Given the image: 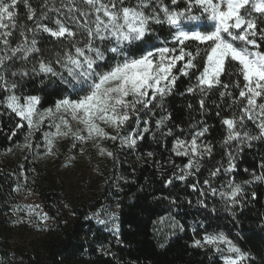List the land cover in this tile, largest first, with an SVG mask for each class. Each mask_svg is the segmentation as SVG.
Here are the masks:
<instances>
[{"label":"trees","instance_id":"1","mask_svg":"<svg viewBox=\"0 0 264 264\" xmlns=\"http://www.w3.org/2000/svg\"><path fill=\"white\" fill-rule=\"evenodd\" d=\"M137 3L138 0H125L124 6ZM163 6L185 7L183 0H178L177 5H172L171 0H151L144 11L155 9L163 20ZM29 8L34 10L32 19H28ZM53 8H59L60 12L52 11ZM13 11L16 27L7 29L11 32L7 37L10 46L16 47L23 41L20 33L24 31L28 45L35 38V47L40 51L28 54L26 59L22 53L17 54L6 62L0 74L9 85H17L13 90L16 95L40 97V110L54 107L57 100L72 94V88L59 77L39 72V61L51 62L66 77L65 70L55 61L58 52L62 55L72 45L67 37L57 40L36 31L37 22L55 29V21L59 19L72 31L77 28L69 24L68 9L62 7L61 0H17ZM255 17L257 30L264 29V16L256 13ZM151 28L158 39L143 45L125 43L124 53L138 57L152 44L172 45L169 33L173 29L166 23H152ZM75 39L82 41L85 37L78 34ZM257 41L264 51V41L259 36ZM97 45L104 47L100 42ZM121 59L122 55L105 52V59L97 61V71H105ZM199 70L198 64L189 75L175 71L177 80L169 95L138 115L133 114L119 131L114 128L109 135L131 136L136 139L135 145L129 146L119 138L103 140L107 155L109 152L112 155L101 162L98 180L86 196L71 195L50 178L41 163L46 151L44 133L51 132L54 126L45 121L29 137L27 124L0 104V264H223V256L228 253L203 244L205 235L219 233L247 254L243 264H264V180H253V175L264 174V137H260L257 122L245 118L242 126L238 121L236 128L240 138L226 142L227 127L222 120L240 115L239 107L229 105L239 95L231 84L237 79L242 81V77L223 75L221 80L230 85L232 97L221 98L219 92L224 89L216 87L204 94L202 109L199 103L202 94L198 90L187 92L188 87L196 84ZM9 94L0 89V101ZM257 103H264V98H258ZM164 117L167 119L157 127L156 122ZM17 124L24 126L17 128ZM204 127L208 131L197 143L210 145L211 154H204L199 159L200 167H193L191 174L180 180L178 177L186 171L184 166L192 157L177 155L174 144L177 139L190 142ZM244 132L259 138L247 140ZM29 143L31 147L27 146ZM72 143L74 152L80 149L79 143ZM22 145L25 149H21ZM230 158L234 167L226 171ZM217 169L220 171L212 175ZM169 180L172 182L168 183ZM236 185H240L241 191L233 203L221 193H230ZM20 188L39 198L49 219L47 225L19 204L16 190ZM106 203L117 206V234L104 230L88 217ZM197 240L202 246L195 244Z\"/></svg>","mask_w":264,"mask_h":264},{"label":"snow or ice","instance_id":"2","mask_svg":"<svg viewBox=\"0 0 264 264\" xmlns=\"http://www.w3.org/2000/svg\"><path fill=\"white\" fill-rule=\"evenodd\" d=\"M183 2L185 5L183 9L163 6L162 20L155 9L149 13L144 11L151 4V0H138L135 6H124L125 0H67V3L61 0L62 7L68 9L69 24L75 25L77 31H72L59 19L55 21V29L37 22L36 31L48 33L57 40L67 37L72 48L65 50L62 55L58 52L55 61L65 70L67 76L65 77L64 72L57 71L51 62L46 63L43 60L39 61L38 71L59 77L72 88V94L57 100L54 107L40 110L38 108L40 97L28 95L23 97L21 102L22 98L13 91L17 85L15 83L9 85L4 75L0 74V89L10 93L0 101V104H4L22 121L27 122L29 137L32 130L39 129L45 120L50 127L54 126L55 133H44L49 151L56 136H67L69 133L81 141L96 137L112 140L119 138L132 146L136 144L135 138L109 136L101 124L119 131L133 114L138 115L140 111L155 105L157 100L162 101L171 93L177 80L175 71L189 75V71L197 69L199 64L197 82L188 87L187 92L193 93L198 90L202 94L199 101L202 109L205 106L204 94L216 87L224 89L219 92L221 98L232 97V92L228 91L230 85L221 80L223 75L242 77V81L237 79L231 84V87L238 90L239 95L232 98L229 105L239 107L240 115L238 118L233 116L222 120V124L227 127L226 142L240 138L241 133L236 128L238 121L242 126L245 118L256 121L260 137H264V103H257L258 98H264V51L257 41V36L264 41V29L257 30L256 17L253 16V13L264 16V0H183ZM171 4L177 5L178 0H171ZM16 5L17 0H0V30H3L0 31V44L4 46L0 48V73L6 67V62L17 54L22 53V58L26 59L28 54L40 51L35 47L37 44L35 38L31 40V46L28 45L24 31L20 33L24 37L23 41L16 47L10 46L7 37L11 36V32L7 29L10 26L16 27L14 22L16 13L13 11ZM51 10L60 12L59 8ZM33 16L34 10L29 8L28 19H32ZM5 21L12 23L9 25ZM202 21L203 24L198 23ZM152 23H166L173 29L169 33L172 45L152 44L151 48H145L138 57H129L123 51L125 43L140 42L143 45L151 43L154 38H159L151 28ZM78 34L84 35L85 39L76 40ZM97 42L104 47L98 46ZM189 45L195 47L190 48ZM105 52L122 55L123 59L105 71H97L99 67L97 61L105 59ZM178 64L181 66L178 67ZM33 71L37 69L33 68ZM12 75L15 76L16 73L13 72ZM23 75L27 73L24 72ZM65 115H71L72 119L82 124L87 136L81 135L79 129L72 132ZM165 119L167 117L158 120L157 127H160ZM62 125L68 130L62 132ZM23 126L17 124V128ZM144 131L148 129L145 128ZM207 131V127H204L196 132L190 142L176 140L173 151L177 155L192 157L184 166L186 171L178 179L184 180L191 174L190 169L200 167L199 159H202L204 154H211L210 145L197 143L198 138ZM243 136L247 140L259 138L247 132H244ZM27 146L31 147V144ZM103 151L105 150L101 149V152ZM108 155L112 153L109 152ZM148 155L151 156L152 153ZM233 167L230 158L226 171H231ZM219 171L220 169H217L212 175ZM253 180H264V174L253 175ZM240 191V185H236L230 193L221 195L230 197L232 202L236 203ZM42 218L46 219V216ZM99 223L103 224L104 221L100 220ZM195 244L202 246L200 240L195 241ZM203 244L213 245L221 253L226 251L228 254L223 256V264H243L247 259V254L223 233L205 235ZM221 244L226 245V249L221 248Z\"/></svg>","mask_w":264,"mask_h":264},{"label":"rangeland","instance_id":"3","mask_svg":"<svg viewBox=\"0 0 264 264\" xmlns=\"http://www.w3.org/2000/svg\"><path fill=\"white\" fill-rule=\"evenodd\" d=\"M255 14L256 13H253V16H255ZM198 23L203 24L204 22ZM21 98V102H23V97ZM65 119H67L71 126L72 132H76L79 129L81 130V135L87 136L86 130H83V125L72 119L71 115H65ZM45 121L48 122L47 120ZM24 122L27 124L26 121ZM101 127H103L109 135L114 130L113 127L105 124H101ZM67 130L65 126H61L62 132ZM55 132L56 128L54 127L51 133ZM103 140H106V138L96 137L81 141L69 133L67 136H56L53 139V145L49 151L45 139L46 151L42 155L41 163L49 172L50 178L57 184L62 185L71 195L81 194L86 196L89 194L90 187L98 180L96 174L101 162L106 160L108 156ZM72 142L79 143V146H81L80 149L74 152ZM25 147L26 146L22 145L21 149H25ZM101 149L105 151L101 152ZM16 196L19 204L33 212L44 225L49 223L48 217L42 210L39 198L33 192L28 189L20 188L16 190ZM45 216L46 219L42 218ZM88 217L104 230L112 234L118 233L119 225L116 205L106 203L98 209L91 211ZM100 220H103L104 223H99Z\"/></svg>","mask_w":264,"mask_h":264}]
</instances>
